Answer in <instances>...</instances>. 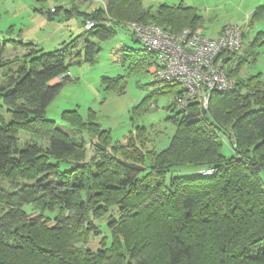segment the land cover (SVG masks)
Here are the masks:
<instances>
[{
    "label": "trees",
    "instance_id": "16d2710c",
    "mask_svg": "<svg viewBox=\"0 0 264 264\" xmlns=\"http://www.w3.org/2000/svg\"><path fill=\"white\" fill-rule=\"evenodd\" d=\"M87 1L70 0V16H81L87 38L78 48L88 63L99 51L90 37L106 40L112 25L153 22L175 35L203 24L195 9L182 4L152 9L144 0H106L103 9L78 12L76 4ZM61 11L52 7L47 16ZM88 20L94 26L85 29ZM77 40L50 52L19 42L21 57L5 56L8 42H0V173L22 181L0 211V264H190L201 252L208 264H264V81L241 76L257 55L254 42L226 58L235 86L211 93L207 109L196 102L178 108L177 89L166 118L175 133L156 152L147 149L144 127H136L125 144L109 146L106 130L64 112L69 126L89 136L87 149L45 118L69 80L68 57L80 56ZM124 52L131 72L148 73L154 63L142 48ZM121 79L103 78L102 84L121 90ZM154 83L160 85L155 93L175 85ZM150 98L133 113L149 110ZM224 138L233 156L222 154ZM180 168L195 173L171 175L166 184V175Z\"/></svg>",
    "mask_w": 264,
    "mask_h": 264
},
{
    "label": "rangeland",
    "instance_id": "374dc122",
    "mask_svg": "<svg viewBox=\"0 0 264 264\" xmlns=\"http://www.w3.org/2000/svg\"><path fill=\"white\" fill-rule=\"evenodd\" d=\"M105 3L106 0H90L84 4L77 3L76 7L78 12L91 13L96 9H103ZM179 4L196 10L203 23L197 29V33L207 38L216 37L228 25L239 24L244 34L240 53L244 48L248 50L252 42L257 53L255 60L243 67L241 76L259 75L264 81V0L143 2L144 7L152 9L160 5ZM51 7H63L65 11L49 18L47 11ZM71 7L70 0H46L43 3L37 0H0V42H8L5 56H23L25 50L19 42L31 44L43 52H50L58 49L63 42L78 38L75 50H81L80 56L68 57L66 76L69 80L63 84L46 108L45 118L52 121L67 136L84 141L87 149L90 146L89 136L85 132H76L69 126L63 119L64 112L75 111L83 121H92L106 130L109 134V146L125 144L127 138L134 135L136 127H144L147 149L156 152L165 150L175 133V126L166 120L172 115L168 108L173 107L175 93L180 85L175 84L171 90L155 93L160 85L154 83L155 79L149 71L148 73L130 71L129 63L124 61V54H127L124 50H140L141 45L136 41L132 31L126 27L125 23L129 21H121L125 24L123 26L112 25L113 34L106 40L90 37V40L99 47V51L93 63L86 62L83 49L78 48L84 45L83 37L86 34L81 24V16L76 13L70 16ZM256 10H259L258 16L252 20L253 11ZM105 25L109 26L108 23ZM116 77L122 78V89L107 90L102 84V79ZM58 81L59 79H56L55 82ZM146 96H151L149 110L139 114L133 113V108ZM3 112V109H0V113ZM25 138L26 136L22 134L21 141L24 142ZM222 154L225 157L234 155L225 138ZM145 162L148 163L147 160ZM193 173L194 170L187 168L171 171L166 175V184L171 175L183 176ZM21 182L15 174L0 173V211L6 202L16 198V193L22 186ZM198 256L200 259H193L190 264H208L206 253L201 252Z\"/></svg>",
    "mask_w": 264,
    "mask_h": 264
},
{
    "label": "built area",
    "instance_id": "2783aa9c",
    "mask_svg": "<svg viewBox=\"0 0 264 264\" xmlns=\"http://www.w3.org/2000/svg\"><path fill=\"white\" fill-rule=\"evenodd\" d=\"M53 11V10H51ZM94 26L88 20L85 29ZM141 48L154 57L149 71L159 84L180 85L176 96L178 108L196 102L206 109L211 93L225 94L233 90L235 81L226 73V58L242 46V28L228 25L214 38H207L190 28L178 34L165 32L155 23L126 24Z\"/></svg>",
    "mask_w": 264,
    "mask_h": 264
},
{
    "label": "crops",
    "instance_id": "0c3cea01",
    "mask_svg": "<svg viewBox=\"0 0 264 264\" xmlns=\"http://www.w3.org/2000/svg\"><path fill=\"white\" fill-rule=\"evenodd\" d=\"M51 8H52V7H51ZM8 57H10V56H8ZM55 81H56V79L52 80V82H51V83H56Z\"/></svg>",
    "mask_w": 264,
    "mask_h": 264
}]
</instances>
